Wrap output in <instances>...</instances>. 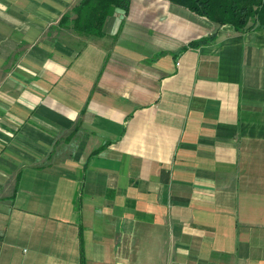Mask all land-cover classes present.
<instances>
[{
  "label": "crops",
  "instance_id": "1",
  "mask_svg": "<svg viewBox=\"0 0 264 264\" xmlns=\"http://www.w3.org/2000/svg\"><path fill=\"white\" fill-rule=\"evenodd\" d=\"M79 1L0 0V264H264V29Z\"/></svg>",
  "mask_w": 264,
  "mask_h": 264
},
{
  "label": "trees",
  "instance_id": "2",
  "mask_svg": "<svg viewBox=\"0 0 264 264\" xmlns=\"http://www.w3.org/2000/svg\"><path fill=\"white\" fill-rule=\"evenodd\" d=\"M207 19L217 26L207 37L191 41L185 48L213 42L218 28L237 33L264 29V0H164ZM131 0H80L70 13L64 14L59 27L68 29L81 38L102 37L104 26L116 8L129 12Z\"/></svg>",
  "mask_w": 264,
  "mask_h": 264
},
{
  "label": "water",
  "instance_id": "3",
  "mask_svg": "<svg viewBox=\"0 0 264 264\" xmlns=\"http://www.w3.org/2000/svg\"><path fill=\"white\" fill-rule=\"evenodd\" d=\"M115 13L119 15V18H120V19H123L124 16H125V11L122 10V9H120V8H116V9H115Z\"/></svg>",
  "mask_w": 264,
  "mask_h": 264
},
{
  "label": "rangeland",
  "instance_id": "4",
  "mask_svg": "<svg viewBox=\"0 0 264 264\" xmlns=\"http://www.w3.org/2000/svg\"><path fill=\"white\" fill-rule=\"evenodd\" d=\"M201 21H203V22H202V27L205 28V23H206V22H205L204 20H201ZM203 32H204V31H203Z\"/></svg>",
  "mask_w": 264,
  "mask_h": 264
}]
</instances>
